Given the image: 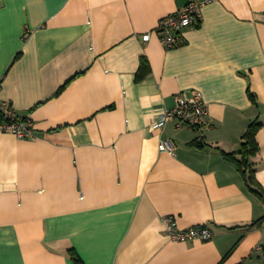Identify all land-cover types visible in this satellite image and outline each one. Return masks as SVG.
<instances>
[{
	"label": "crops",
	"instance_id": "1",
	"mask_svg": "<svg viewBox=\"0 0 264 264\" xmlns=\"http://www.w3.org/2000/svg\"><path fill=\"white\" fill-rule=\"evenodd\" d=\"M191 1L165 48L160 19ZM193 90L200 128L154 126ZM0 99L35 134L0 132V264H264V196L237 166L255 121L264 191V0H0ZM166 217L212 237L173 240Z\"/></svg>",
	"mask_w": 264,
	"mask_h": 264
},
{
	"label": "built area",
	"instance_id": "2",
	"mask_svg": "<svg viewBox=\"0 0 264 264\" xmlns=\"http://www.w3.org/2000/svg\"><path fill=\"white\" fill-rule=\"evenodd\" d=\"M201 5L200 2H188L180 10L160 19L157 31L165 48L170 49L180 44L183 39V31L194 27L200 21ZM142 39L147 41L149 34L143 35ZM207 112V106L199 91L193 90L189 94L180 92L175 97V105L172 108L163 110L154 126L161 128L167 121L177 119L179 123L188 127L200 128L204 123ZM0 132L13 133L19 139L35 138L33 120L29 116L19 114L9 101L1 99ZM159 149L171 153L173 146L170 141L163 140L159 144ZM164 222L171 239L176 241L209 240L212 237V231L205 226L178 229L172 217H166Z\"/></svg>",
	"mask_w": 264,
	"mask_h": 264
},
{
	"label": "trees",
	"instance_id": "3",
	"mask_svg": "<svg viewBox=\"0 0 264 264\" xmlns=\"http://www.w3.org/2000/svg\"><path fill=\"white\" fill-rule=\"evenodd\" d=\"M142 75H144V74H142ZM259 127H260V124L256 123L255 121L250 123V125L248 126V129L243 136L244 141L242 143V149H241L242 158L237 163V166L239 167V170L242 172V174L245 175V178L247 179L249 186H251L250 189L252 191H254V193H256L260 198H263L264 191L262 189H258V185H257L256 180H255L254 172H253V170H251V167L248 163V158L250 156L255 155L258 151V145H257L256 140H255V135H256V132H257ZM252 186H254L255 188H252ZM262 220H264V215L262 217ZM262 248H263V257H264V245ZM71 253L73 255V258L79 264H81L80 259L78 258L76 253L73 252L72 250H71Z\"/></svg>",
	"mask_w": 264,
	"mask_h": 264
}]
</instances>
